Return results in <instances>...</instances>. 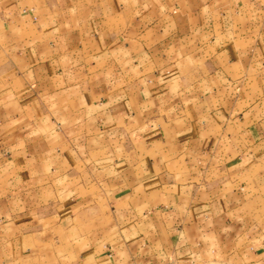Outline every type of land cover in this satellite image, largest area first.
Returning <instances> with one entry per match:
<instances>
[{"label": "crops", "instance_id": "obj_1", "mask_svg": "<svg viewBox=\"0 0 264 264\" xmlns=\"http://www.w3.org/2000/svg\"><path fill=\"white\" fill-rule=\"evenodd\" d=\"M0 264H264V0H0Z\"/></svg>", "mask_w": 264, "mask_h": 264}]
</instances>
